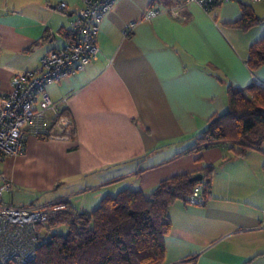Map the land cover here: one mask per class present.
Returning <instances> with one entry per match:
<instances>
[{
	"label": "crops",
	"instance_id": "0c3cea01",
	"mask_svg": "<svg viewBox=\"0 0 264 264\" xmlns=\"http://www.w3.org/2000/svg\"><path fill=\"white\" fill-rule=\"evenodd\" d=\"M180 1L117 0L99 24L98 58L46 87L52 101L66 99L73 134L29 135L22 154L0 159V174L15 188L29 168L42 177L43 189L62 186L51 202L66 201L77 211L86 196L81 212L124 188L148 195L163 179L211 167L204 204L176 200L170 207L159 264H264V143L242 156L227 142L194 150L208 119L227 109L229 86L264 84V66H247L264 21L246 30L233 26L242 4L264 20L252 5L264 0L219 1L210 10L189 3L184 20L165 12ZM82 5L0 0L2 92L10 90L13 74L36 68L48 50L66 45L69 22ZM155 8L160 12L146 17Z\"/></svg>",
	"mask_w": 264,
	"mask_h": 264
},
{
	"label": "trees",
	"instance_id": "16d2710c",
	"mask_svg": "<svg viewBox=\"0 0 264 264\" xmlns=\"http://www.w3.org/2000/svg\"><path fill=\"white\" fill-rule=\"evenodd\" d=\"M241 7L242 15L233 26L246 30L264 21L249 6ZM247 66L251 70L264 66V36L249 45ZM227 92V109L208 119L194 150L227 142L236 156H242L264 143V84L252 82L242 89L229 86ZM212 172L211 167L203 168L199 172L203 179L195 182L190 180L192 173L173 175L148 195L124 188L116 195H105L89 211H74L64 201L66 209L49 221L48 240L27 264H159L164 237L170 232V207L176 200L186 203L197 183L210 192ZM58 226H65V232H51Z\"/></svg>",
	"mask_w": 264,
	"mask_h": 264
},
{
	"label": "built area",
	"instance_id": "2783aa9c",
	"mask_svg": "<svg viewBox=\"0 0 264 264\" xmlns=\"http://www.w3.org/2000/svg\"><path fill=\"white\" fill-rule=\"evenodd\" d=\"M116 1L83 0L82 7L69 22L66 45L48 50L36 68L13 74L8 92L0 90V159L22 154L29 135L68 139L73 134L74 120L64 113L66 99L52 101L46 87L84 70L88 63L98 58L99 24ZM218 1L230 0H181L165 12L184 20L185 5L196 3L210 10ZM58 7L65 9L66 3L61 2ZM159 12L157 8L149 9L146 17ZM11 191L12 182L0 174V263L27 264L34 258L37 248L48 240L49 221L63 212L66 204L63 200L41 205L5 202L3 194ZM210 196V192L204 191V185L197 183L187 196V202L204 204Z\"/></svg>",
	"mask_w": 264,
	"mask_h": 264
},
{
	"label": "rangeland",
	"instance_id": "374dc122",
	"mask_svg": "<svg viewBox=\"0 0 264 264\" xmlns=\"http://www.w3.org/2000/svg\"><path fill=\"white\" fill-rule=\"evenodd\" d=\"M255 11L257 12L259 16H264V10H262V7H264V4H258V3H252ZM256 27H259L256 24ZM261 27H264V23L261 24ZM258 28H254L250 31L251 35L256 37L258 35L259 31ZM264 36V35H261ZM2 169L1 163H0V170ZM18 172L16 173V175ZM22 177H19L21 181H17L15 188L12 186L11 192H5L3 194V200L5 202H13V203H19L22 202L23 204H35V205H41L44 203L51 202L54 197L60 193V190L62 189V186H60L57 189V184H55L52 189H43L44 185H41V176L35 174L33 171H31L29 168L24 170L22 173H20ZM85 197H79V201L77 204L78 207L77 211H79L82 207H80V204H83L85 201ZM99 204V203H98ZM95 205L96 206H98ZM88 205V204H87ZM90 206V205H89ZM94 206V205H93ZM95 207H92L94 209ZM84 208H90V207H84ZM90 209V210H92ZM86 210V209H85ZM66 230L65 226H58L53 229H51V232L54 233H64Z\"/></svg>",
	"mask_w": 264,
	"mask_h": 264
},
{
	"label": "water",
	"instance_id": "95a60500",
	"mask_svg": "<svg viewBox=\"0 0 264 264\" xmlns=\"http://www.w3.org/2000/svg\"><path fill=\"white\" fill-rule=\"evenodd\" d=\"M203 179V174L202 173H196L195 175H193L190 180L191 181H200Z\"/></svg>",
	"mask_w": 264,
	"mask_h": 264
}]
</instances>
